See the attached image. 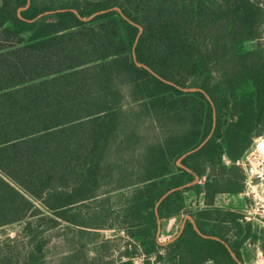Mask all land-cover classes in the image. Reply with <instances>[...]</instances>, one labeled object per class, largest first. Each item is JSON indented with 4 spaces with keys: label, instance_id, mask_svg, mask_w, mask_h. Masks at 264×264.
<instances>
[{
    "label": "trees",
    "instance_id": "1",
    "mask_svg": "<svg viewBox=\"0 0 264 264\" xmlns=\"http://www.w3.org/2000/svg\"><path fill=\"white\" fill-rule=\"evenodd\" d=\"M27 2L0 0V228L23 222L32 249L21 262L7 236L0 264H45L62 224L76 230L65 239L70 264H239L190 219L159 241L157 201L196 174L204 182L163 199L161 219L193 214L244 262L251 224L215 199L243 192V170L224 157L238 159L264 132L263 44L241 48L262 38L264 0H30L20 10ZM112 6L143 25L137 59L164 79L136 63L139 27L119 11L78 15ZM57 8L78 13L30 20ZM206 93L217 124L183 158L189 171L177 159L211 131ZM190 190L204 193V207L187 205Z\"/></svg>",
    "mask_w": 264,
    "mask_h": 264
},
{
    "label": "rangeland",
    "instance_id": "2",
    "mask_svg": "<svg viewBox=\"0 0 264 264\" xmlns=\"http://www.w3.org/2000/svg\"><path fill=\"white\" fill-rule=\"evenodd\" d=\"M259 42H262L264 48V24H263L262 38L260 40L257 39L246 40L243 42L241 48L245 51L252 50L257 48ZM235 194L236 195L232 196L233 200L224 207H236L242 210L245 206L244 204L245 197L241 195V193L239 194L235 193ZM250 224L252 227V234L244 238L240 246V249L241 247H244V249L248 251V253L251 255V252H253L254 250V246L253 245L248 246L245 243L247 242L249 243V241L251 243L258 242L263 246L264 226H259L257 224L254 225L253 223ZM23 227H24L23 222H16L9 225H5L4 227L0 228V241H4V239L7 236L11 237L10 241L4 242L3 247L12 250L13 254L15 255L14 258L20 257V259H22L21 262L24 261L26 257L25 255H27V253L32 249V246L28 245L27 237L24 236ZM72 234H76V230L72 227H69L66 224H62L60 225V227L50 232V235L52 236V241L49 249L47 248L48 252H47L45 264H70L69 261L63 258L64 257L63 255L67 253L69 247L68 242L65 239L68 235H72ZM110 234L111 232L107 231V235ZM255 234L258 237H256ZM231 235L232 237H235L233 234ZM76 239H80V236H78ZM160 239L165 240L163 238ZM95 247H96L95 244L89 245L87 252H89L90 255H94L96 253ZM138 262H142V260L139 259Z\"/></svg>",
    "mask_w": 264,
    "mask_h": 264
},
{
    "label": "built area",
    "instance_id": "3",
    "mask_svg": "<svg viewBox=\"0 0 264 264\" xmlns=\"http://www.w3.org/2000/svg\"><path fill=\"white\" fill-rule=\"evenodd\" d=\"M226 164L238 165L244 173V190L241 194L246 198V203L242 209L243 220L254 225L264 226V133L253 138L250 146L236 160L224 157ZM205 177L199 182H204ZM254 246L251 255L241 247L240 252L244 259V264H264V248L258 243H245ZM206 264H213L208 261Z\"/></svg>",
    "mask_w": 264,
    "mask_h": 264
},
{
    "label": "water",
    "instance_id": "4",
    "mask_svg": "<svg viewBox=\"0 0 264 264\" xmlns=\"http://www.w3.org/2000/svg\"><path fill=\"white\" fill-rule=\"evenodd\" d=\"M29 5H30V0H28L27 4L24 5V6H22V7L20 8V10L27 8ZM68 9H71V10H73V11H75V12L78 13V10L75 9V8H57V9H50V10H46V11H43V12L39 13L36 17H34V18L30 19V20H31V21H35V20H38V19L44 17L45 15H48V14H51V13H54V12H59V11L68 10ZM113 10H117V11H119V13H120L124 18L128 19L129 21H131L132 23L136 24V25L139 27V31H138V34H137V36H136L135 43H134V46H133V57H134L136 63H137L139 66H143V67L147 68L148 70H150V71H151L152 73H154L155 75H157V76H159L160 78L164 79V78H163L162 76H160V75H159L154 69H152V67H150L148 64H146V63H142V62L138 61V59H137V54H136V45H137V43H138V41H139V38H140V36H141V34H142L143 30H144V27H143V25H141V24L135 22L134 20L130 19V18L124 13V11L122 10V8H121L120 6H112V7L106 8V9H100V10L95 11L94 13H92L90 16H82V15H80L79 13H78V15H79V17H80L83 21H87V22H88V21L93 20L96 16H98V15H100V14L106 13V12H108V11H113ZM165 80H166V79H165ZM167 81L172 82V81H170V80H167ZM172 83H174V82H172ZM174 84H175V83H174ZM175 85H177V86H178L180 89H182L183 91H195V90H202V91H204V90H203L202 88H200V87H183V86H180V85H178V84H175ZM206 94H207V97L210 99V101L212 102V104H213V106H214V120H213V125H212V128H211V131L209 132V134H208V135H207V136H206V137H205V138H204V139H203V140H202V141H201L196 147H194V148H192V149H189L188 151L184 152V153H183L181 156H179L178 159H177V164H178L180 167H183L184 169H187V170H189V171H191V168L188 167L186 164H184V163L182 162L183 158H184L185 156H187L188 154H191V153L197 151L198 149H200V148H201V147H202V146H203V145H204V144H205V143H206V142L212 137V135H213V133H214V131H215V128H216V124H217V115H216V108H215L214 102H213L211 96H210L208 93H206ZM199 180H200V176H199L198 174H196L194 180H192V181H190V182H187V183H185V184H183V185H179V186H176V187H172L171 189H169L168 191H166V192H165V193L159 198V200L157 201V204H156V215H157L158 223H159V227H158V238H159L160 243H161V244H166V243H168V242L174 240L175 238H177V237L182 233V231L184 230V227H185V225H186L187 220L190 219V220L194 223L195 228L197 229V231H198L201 235L206 236V237H213V238H216V239H219V240L223 241V242L227 245L228 249L230 250L232 257H233L236 261H238L239 264H244V262L240 259V257L237 255V253H236V252L234 251V249L232 248V246H231L226 240H224V239H222L221 237L216 236V235H210V234H206V233H204V232L200 229V227L198 226L197 221H196L195 217L193 216V214H186V215H185V217H184V219H183V223H182V225H181V228H180L179 232H178L175 236L169 238V239L166 240V241H162V240H160V234H161V228H162V219H161V217H160V213H159V210H158V206H159V204L161 203V201H162L163 199H165V198H166L170 193H172L173 191L178 190V189H182V188H185V187H188V186H191V185H193V184L199 182Z\"/></svg>",
    "mask_w": 264,
    "mask_h": 264
},
{
    "label": "crops",
    "instance_id": "5",
    "mask_svg": "<svg viewBox=\"0 0 264 264\" xmlns=\"http://www.w3.org/2000/svg\"><path fill=\"white\" fill-rule=\"evenodd\" d=\"M234 195L236 194L235 193L234 194L219 193L216 196L215 204L217 206H226L227 204H229V202L233 200L232 196ZM185 196H186V203L189 206L204 207L206 205L204 193L198 194L194 190H190L185 193ZM244 202L246 203V198ZM184 217L185 215H177V216L162 219V228H161L160 238L165 239L162 241L168 240L169 238L175 236L179 232L181 225L183 223Z\"/></svg>",
    "mask_w": 264,
    "mask_h": 264
}]
</instances>
